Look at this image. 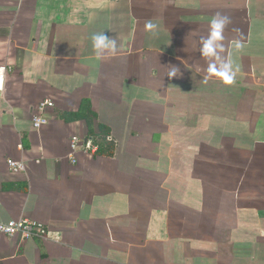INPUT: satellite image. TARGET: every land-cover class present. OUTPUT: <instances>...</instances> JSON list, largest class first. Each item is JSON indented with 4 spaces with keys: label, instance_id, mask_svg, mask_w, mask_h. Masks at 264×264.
I'll use <instances>...</instances> for the list:
<instances>
[{
    "label": "crops",
    "instance_id": "1",
    "mask_svg": "<svg viewBox=\"0 0 264 264\" xmlns=\"http://www.w3.org/2000/svg\"><path fill=\"white\" fill-rule=\"evenodd\" d=\"M3 68L0 264H264V0H0Z\"/></svg>",
    "mask_w": 264,
    "mask_h": 264
},
{
    "label": "clouds",
    "instance_id": "2",
    "mask_svg": "<svg viewBox=\"0 0 264 264\" xmlns=\"http://www.w3.org/2000/svg\"><path fill=\"white\" fill-rule=\"evenodd\" d=\"M229 23L228 17H217L213 18L210 22L211 31L208 39L203 40L202 54L206 57H211L216 54V48H219L220 51L224 50V47L221 43H218L224 39L222 32L226 24ZM94 48L97 50V56L99 57L103 50L108 49L112 53H115L117 50V44L114 39H110L105 34H98L93 36ZM236 47L239 48L240 44L237 42ZM208 73L216 75L222 78V81L225 84H231L234 81L236 72L238 69H234L232 62L229 60L227 63L220 66L219 70L217 69L216 64H209L207 69ZM3 72V69H0V73ZM170 76L175 75V72L170 73ZM3 77L0 75V83H2Z\"/></svg>",
    "mask_w": 264,
    "mask_h": 264
},
{
    "label": "built area",
    "instance_id": "3",
    "mask_svg": "<svg viewBox=\"0 0 264 264\" xmlns=\"http://www.w3.org/2000/svg\"><path fill=\"white\" fill-rule=\"evenodd\" d=\"M5 68H3L2 76L5 75ZM52 105L51 100H44L38 106V112L34 115L33 123L36 128H41L44 124L48 123V118L45 116L46 109ZM82 140L74 136L72 140L73 148H76ZM92 147L90 144H86V149ZM11 169L15 171H24L25 164L22 161L9 160ZM44 232L43 225L29 218H21L19 220H11L9 222H0V233L8 236H15L22 234L25 237H30L35 233Z\"/></svg>",
    "mask_w": 264,
    "mask_h": 264
},
{
    "label": "trees",
    "instance_id": "4",
    "mask_svg": "<svg viewBox=\"0 0 264 264\" xmlns=\"http://www.w3.org/2000/svg\"><path fill=\"white\" fill-rule=\"evenodd\" d=\"M88 101H84V103L82 104V108L79 112L76 113H67L64 117L66 118H85L87 120V122L91 125L92 123V119L90 116L91 110L88 107ZM95 141L98 144V146L101 148H103L104 144L107 143L108 137L106 136L105 132H101L98 135H96L95 137Z\"/></svg>",
    "mask_w": 264,
    "mask_h": 264
}]
</instances>
